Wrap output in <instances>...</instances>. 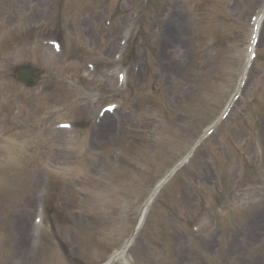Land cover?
<instances>
[{"label": "rangeland", "instance_id": "374dc122", "mask_svg": "<svg viewBox=\"0 0 264 264\" xmlns=\"http://www.w3.org/2000/svg\"><path fill=\"white\" fill-rule=\"evenodd\" d=\"M208 1L218 3V13L214 9L216 15L205 20L200 38L202 28L198 23L202 17L197 16L195 7L202 0H148L142 18L133 25L136 32L146 33L144 41L152 54L160 42L161 57L153 60L149 56L146 61L152 66L146 80L142 83L132 77L130 87L121 92L116 91L114 83L100 76L98 69L111 67L118 29L125 23L132 24L131 2L106 0L101 5L93 4L92 0H24L23 5L13 4L16 13L7 12L8 22H15V16L25 22L16 29L17 35L24 28L25 36H32L38 29L49 33L52 26L59 27L68 45L75 43L81 56H78L80 61L62 62L38 46L19 50L14 47L16 43L12 44L15 35L11 38L6 29L3 31L7 33L4 42L13 46L7 67L31 62L44 71L43 86L56 84L63 93L41 96L38 91L24 92L13 87L9 80L5 88L0 85V135L19 144V148L14 145L13 150L0 152V195L5 186L13 189L7 204L0 199L3 231L0 264H6L7 260L8 264H57L54 263L57 254L49 251L38 255L28 251L25 243L32 195L37 189L33 179H37L40 170L59 181L67 201L75 208H84L87 215L93 214L96 205L103 201L102 195L111 192L121 195L135 213L137 204L151 195L159 181L211 125L233 88L235 79L230 80L227 74L234 72L235 77L238 73L248 14L257 2ZM164 3L169 6L161 17H154V7ZM100 6L105 9L100 10ZM133 6L136 7L135 2ZM2 9L0 21L5 17ZM178 9L184 29L171 36V22L179 21ZM107 14H112L116 21L112 37L106 35L102 24L101 16ZM226 21L231 23L227 29L223 26ZM216 34L223 36L221 41H227L226 45L215 40L213 50L205 54L204 43L213 41ZM147 35L152 39H146ZM258 46L259 55L264 57V27ZM140 49L137 47L135 54L144 57ZM87 60L96 63L97 72H88L84 67ZM250 76L252 80L227 121L195 153L190 166L163 188L152 209L146 211L136 246L128 254L130 264H264V191L239 192V187L248 183H264V64L261 61L255 62ZM89 94L104 100L120 98L132 104L142 121L134 127L129 123L131 119L126 118L120 132L103 142L97 141L95 134L87 135L76 155L66 159L55 151L61 143L60 135L45 128L62 117L80 121L87 118L85 96ZM154 119L164 130L160 137L149 131ZM120 146L122 150L117 149ZM114 149L123 154V160L116 165L108 158ZM140 151L149 154L146 162L140 161L143 159ZM96 163L104 166L103 176L96 173ZM217 205L222 206V211L204 218L197 232L191 231L190 224L198 213L215 209ZM61 215L59 225L68 250L67 255H60L63 264L76 258L92 261L89 264H102L106 256L127 240L128 226L120 222L88 218L76 223L69 212ZM18 230L23 243H19ZM80 233L86 235L88 243L85 247L81 245V250L73 249V238ZM239 238L246 239L242 247L235 243Z\"/></svg>", "mask_w": 264, "mask_h": 264}]
</instances>
